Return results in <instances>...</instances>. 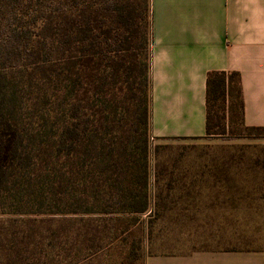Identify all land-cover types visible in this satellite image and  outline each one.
<instances>
[{"label": "trees", "instance_id": "obj_1", "mask_svg": "<svg viewBox=\"0 0 264 264\" xmlns=\"http://www.w3.org/2000/svg\"><path fill=\"white\" fill-rule=\"evenodd\" d=\"M150 41V0H0V264L140 259ZM205 109L206 137L264 138L237 71Z\"/></svg>", "mask_w": 264, "mask_h": 264}, {"label": "crops", "instance_id": "obj_2", "mask_svg": "<svg viewBox=\"0 0 264 264\" xmlns=\"http://www.w3.org/2000/svg\"><path fill=\"white\" fill-rule=\"evenodd\" d=\"M150 7V139L206 137L212 70L240 74L244 124L264 126V0H150ZM221 160L158 167L146 213L171 222L153 230L160 236H145L141 264H264V156Z\"/></svg>", "mask_w": 264, "mask_h": 264}, {"label": "rangeland", "instance_id": "obj_3", "mask_svg": "<svg viewBox=\"0 0 264 264\" xmlns=\"http://www.w3.org/2000/svg\"><path fill=\"white\" fill-rule=\"evenodd\" d=\"M235 117L234 115V121ZM149 143L150 181L157 175L158 167L163 165L175 163L199 164L208 162L209 158L222 159L220 162H223V159L227 160L235 155L236 161L241 157L245 162L251 163L257 158L262 159L264 156V138L239 137L231 135L230 133L224 136H211L178 141L150 139ZM219 150H224L226 153H220ZM215 153H219L220 155H214L215 157L211 156ZM134 217H137L140 224L146 229V240H152L154 237L160 236L158 234L154 235L153 230L168 228L171 222L159 219L157 214L153 215V212L135 215ZM168 238L169 236H166V239ZM119 261L120 260L116 259L114 263H118ZM123 264H127V262L124 260ZM133 264H141V259Z\"/></svg>", "mask_w": 264, "mask_h": 264}]
</instances>
